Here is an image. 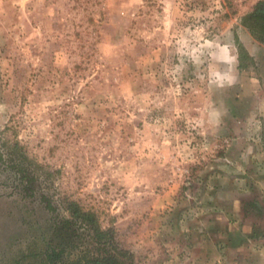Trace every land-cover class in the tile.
<instances>
[{
  "label": "rangeland",
  "instance_id": "374dc122",
  "mask_svg": "<svg viewBox=\"0 0 264 264\" xmlns=\"http://www.w3.org/2000/svg\"><path fill=\"white\" fill-rule=\"evenodd\" d=\"M261 1L0 0V264L225 262L213 196L264 148Z\"/></svg>",
  "mask_w": 264,
  "mask_h": 264
},
{
  "label": "crops",
  "instance_id": "0c3cea01",
  "mask_svg": "<svg viewBox=\"0 0 264 264\" xmlns=\"http://www.w3.org/2000/svg\"><path fill=\"white\" fill-rule=\"evenodd\" d=\"M258 81L261 82L260 79ZM262 82L264 85V77ZM262 85L259 84L257 89L259 101H256V108L264 116V99L260 98L264 90ZM250 138L255 139L254 145L244 141V145L240 142L234 147V153L238 156L235 163L241 173L236 179V185L239 186L236 193L225 191V194L213 196L221 211L227 216H235L238 219L236 224L242 228L243 240L237 245L232 244L231 236L225 237L227 244L221 250L224 251L221 258L228 264H264V169L261 166L264 163V148L256 145V138ZM214 205L217 207V203Z\"/></svg>",
  "mask_w": 264,
  "mask_h": 264
},
{
  "label": "trees",
  "instance_id": "16d2710c",
  "mask_svg": "<svg viewBox=\"0 0 264 264\" xmlns=\"http://www.w3.org/2000/svg\"><path fill=\"white\" fill-rule=\"evenodd\" d=\"M261 4H264V1H261ZM251 20L255 21L254 25L258 27L262 26L261 31L258 32L252 27V25L249 23ZM244 25L250 29L251 33L254 35L256 39L264 43V16L255 13H250L245 17ZM237 40L239 41L238 37ZM240 47H241V52L245 51V47H243V45H240ZM240 57L242 58V53H240L239 58ZM68 210L73 217L80 219L86 222L87 224H89L94 229L96 236L98 238L102 239L103 237L106 236L107 232L101 230L95 213L90 211H84L81 208V206L75 201H70L68 203ZM94 264H117V263H115L114 261H107L105 263H94Z\"/></svg>",
  "mask_w": 264,
  "mask_h": 264
}]
</instances>
